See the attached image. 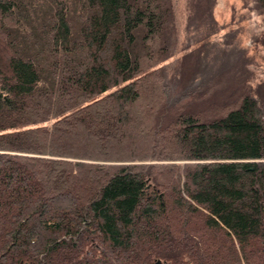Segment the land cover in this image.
I'll return each instance as SVG.
<instances>
[{
	"label": "trees",
	"instance_id": "trees-1",
	"mask_svg": "<svg viewBox=\"0 0 264 264\" xmlns=\"http://www.w3.org/2000/svg\"><path fill=\"white\" fill-rule=\"evenodd\" d=\"M217 4L0 0V264H264V78Z\"/></svg>",
	"mask_w": 264,
	"mask_h": 264
},
{
	"label": "rangeland",
	"instance_id": "rangeland-1",
	"mask_svg": "<svg viewBox=\"0 0 264 264\" xmlns=\"http://www.w3.org/2000/svg\"><path fill=\"white\" fill-rule=\"evenodd\" d=\"M244 0H218L216 8L217 19L232 28L231 24H238L236 32L238 48H243L251 59L250 69L255 77L264 78V16L247 15L243 7ZM233 29V28H232Z\"/></svg>",
	"mask_w": 264,
	"mask_h": 264
}]
</instances>
